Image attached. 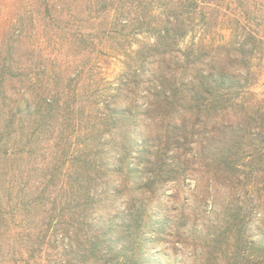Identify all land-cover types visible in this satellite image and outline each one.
Masks as SVG:
<instances>
[{
    "label": "rangeland",
    "instance_id": "1",
    "mask_svg": "<svg viewBox=\"0 0 264 264\" xmlns=\"http://www.w3.org/2000/svg\"><path fill=\"white\" fill-rule=\"evenodd\" d=\"M166 1L113 0L111 5L133 6L99 14L90 0H57L48 15L41 0H0V65L12 42L20 70L0 103V264H121L115 247L95 242L137 200L149 202L151 217L168 219L166 225L148 223L143 262L196 264L205 253L221 207L214 196L234 190L214 185L206 192L199 173L206 171L193 157L195 139L185 138L186 154L184 145L169 143L170 136H185L184 129L158 126L151 132L146 116L136 111L133 119H121L130 103H147L156 68L145 51L156 38L146 30L142 10H161ZM182 1L181 12L191 7L199 17L200 8ZM243 6L250 20L235 10L208 8L207 20H193L179 47L231 45L255 31L260 42L252 44L257 52L250 80L263 93L264 0H243ZM17 30L19 41H9ZM27 71L36 105L31 116L20 94L29 86L21 74ZM255 174L260 180L263 173ZM246 182L237 187L246 211L243 238L264 242V216L254 209L264 203V197L257 200L263 186L249 191ZM114 186L119 189L112 193Z\"/></svg>",
    "mask_w": 264,
    "mask_h": 264
},
{
    "label": "trees",
    "instance_id": "2",
    "mask_svg": "<svg viewBox=\"0 0 264 264\" xmlns=\"http://www.w3.org/2000/svg\"><path fill=\"white\" fill-rule=\"evenodd\" d=\"M112 1L90 0L91 10H97L100 14L103 10L131 9L133 6H122L121 2H118V6L115 2L111 5ZM224 1L188 0L193 10L200 8L199 17H193L194 12L189 11L192 10L190 5L189 9L181 12L182 0L166 1V8L161 7V10L143 8L146 30L156 38V42L148 45L145 51L154 60L156 68L152 72L153 79L149 81L147 103L139 108L137 103H130L122 108L121 119H133L136 111L146 116L151 132L158 126L184 129L185 136H170L169 143L184 145L186 154L189 144L185 138L195 139L190 141L195 143L193 157L197 168L206 171L199 172L206 183V192L209 194V188L213 189L214 185L226 191L234 190L230 194L219 191L223 196H214L220 203V211L212 221L214 227L208 230L210 239L205 242L206 251L196 264H264V242L243 238L247 224L246 211L241 202L242 194L237 189L245 187L246 181H250L248 185L252 189L249 191L257 189L261 183L264 188V92L253 90L250 80V62L257 52L252 44L260 40L257 33L252 31L231 45L194 42L186 49L179 47L181 38L192 31L193 20L201 23L207 20L208 8L235 10V15L251 19L249 10H243V0H226L227 6H224ZM41 3L48 15H52L58 4L57 0H41ZM68 11L73 14L78 10ZM261 22L258 20L256 26H260ZM248 28L251 30V27ZM15 32L9 41H19L21 34H17L18 30ZM5 48L8 50L0 65V103L6 97L2 91L20 74L19 68L14 65L15 54L10 50H15L12 42ZM21 74H24L29 86L24 87L20 94L24 103L30 106L31 116L36 107L30 101L33 79L29 71ZM45 100L51 105V100ZM199 133H203V138ZM256 172L263 173L261 181ZM134 175L128 172L130 178ZM249 177L251 180H248ZM145 180L150 179L146 177ZM263 188L257 191L259 201L264 197L260 194ZM118 189L114 186L110 192ZM248 195L250 197L251 194ZM251 196L255 198L253 194ZM127 205L119 220L113 221L98 234L95 246L104 242L108 250L115 247L114 252L120 254L121 264H146L143 262V249L148 223L153 221L154 224L166 225L168 219L151 217L147 200H137ZM255 208L264 216V203ZM249 249L253 250V254Z\"/></svg>",
    "mask_w": 264,
    "mask_h": 264
}]
</instances>
